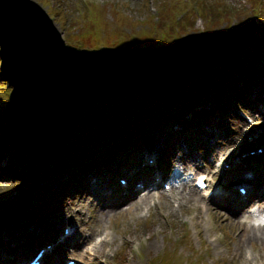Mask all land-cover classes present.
Returning a JSON list of instances; mask_svg holds the SVG:
<instances>
[{
  "label": "rangeland",
  "instance_id": "obj_1",
  "mask_svg": "<svg viewBox=\"0 0 264 264\" xmlns=\"http://www.w3.org/2000/svg\"><path fill=\"white\" fill-rule=\"evenodd\" d=\"M30 1L34 5V7L32 5V8L36 9L39 14L42 11L47 15L49 21L57 29L67 45L81 49V51L100 50L102 48L117 49L118 47L113 46H115L116 43H120L117 39L120 35L126 36L128 39L131 38L133 41L139 40L141 43H145L146 41H149V39L154 38L157 40L156 43L162 45L165 43V40H167L169 43L173 41L175 42L177 39H180L183 36H193L201 33L211 32L213 30L227 32L233 29L239 30L241 28H250V26L255 25L254 31L256 30V32H253L252 34L253 40L257 39L258 35L261 37V33L264 32V30L260 28L264 24V0ZM32 8L30 7V9ZM39 9L41 10L40 12ZM243 11L244 14L241 13ZM116 14H118L117 16L119 17L115 18ZM119 23H123L127 26H122ZM237 34L238 33H231L228 37H222L221 34H218V36L209 38V44L210 46L216 45L219 43V40L222 39L223 41L229 37L236 36ZM246 36L240 38V45H242L246 40ZM123 40L126 41L125 38H123ZM259 40L263 43L264 36L262 39L259 38ZM124 41H122V43ZM112 42L115 44L113 45ZM233 46L234 48L232 49ZM239 46L235 43L230 47V49H232V52H234ZM240 48L242 49L236 54L242 53L243 50L248 49V47L244 46H241ZM254 50H256L257 53L259 52L258 47ZM232 52H230L229 55L226 54V51L222 53L223 55H220V57L223 59V57L226 56L225 60L221 61L220 59L216 62L212 61L209 66L207 65V71H209L211 67L215 65V63L218 64L214 68L212 67L213 69L211 70L224 65L225 61L229 60L231 56L235 54ZM140 53L144 54L145 52ZM262 54H264V52ZM262 54L259 53L257 56L261 66L258 64V61L254 59L256 73L259 74H254L256 75V78L254 79L252 87H250L248 93L241 97L242 102L241 100L239 102L234 101L228 105H225L227 112L222 115V118L215 117L214 119H210L217 121L216 126H214V130L223 132V138L220 140L219 145L210 147L205 145L202 150L195 149L198 154L200 152L206 154L208 160H198L196 165L191 161V164H189L192 165L191 172L195 175L201 173L205 174L209 180L208 183H212L210 184L211 187L213 182L215 184L221 176V181L224 178L225 182L224 173L220 172L215 174L216 170H218L217 164L218 160L220 159V154L221 157L223 154H228L230 149L238 148L243 142L245 145L250 144V148L253 149L252 141L254 136L259 134L258 132L260 130L264 131V110L262 113H260L255 102L257 100L259 104L264 105V101H262L264 100V92L261 91L259 82V78H262L261 73L264 75V56ZM1 65L2 56H0V69ZM225 65L223 66L222 73H232L231 66H228V64L226 66ZM202 70L205 71L204 69ZM202 70H198L199 73L203 72ZM251 70H249V72ZM192 73L190 72L187 74ZM183 75H178L173 81L175 83L172 81L163 82V85L167 84L163 89L165 91H170L171 89L182 86L183 83L177 87H174L176 84H179L185 79ZM194 76L196 75L190 77V80L198 77ZM242 82L247 83L246 80H241L239 81V84ZM1 83H4V85ZM5 84L9 83H7V81L4 79L0 70V109L4 110L6 108L4 107L5 102L7 101L8 94L12 88L11 85L10 87H7ZM157 85L158 84H155L153 85L154 87L148 88L143 87L139 89L140 91H136V89H133L132 91H127L128 89H124L123 91V89H121V91L124 93L113 91L116 90L115 87H118L117 85L112 88L113 90H111V92L116 96H119L118 94H121L122 96L126 94H139L137 96H143L141 94L148 95L151 92L163 90L155 87ZM104 88L107 89V86ZM200 95L205 96L207 99L209 98L207 103L204 104L205 108H209L214 102L210 97L211 94L207 96V94L200 92L198 96ZM129 96L131 95L126 97ZM84 98H86V96ZM125 100L129 101L130 99L118 98L117 100L111 101V103L116 105L111 106V109H114V112H118L119 110L117 108V104L121 103L124 105ZM100 101L104 100H95L87 108H89L91 105H94L92 108L101 107V105H95V103ZM226 102H228V100ZM164 103L166 102L163 100L157 101V103L153 105L154 110L159 108V106L162 108ZM229 105H231L230 108ZM105 107H108V103L105 104ZM142 112H144V110H141L138 112V114ZM138 114L135 113V115ZM1 115L0 169L5 166V163L1 158L3 157L2 154H4L2 150L5 148V142L9 141V136L5 131V124L2 118L4 116L3 114ZM65 121L67 120L65 119ZM196 121L197 120H190L192 125ZM199 122L202 123V121ZM244 122L245 124H243ZM170 124V121H164L163 125H161V132L156 131L155 133H151V135L148 136L150 139L154 140L152 142L154 146L151 145V147H149L151 150H155L154 152H158L161 148L159 144L157 147L156 142H158V139L167 134L168 130H171L173 126H182L181 123L180 125L172 126H170ZM47 125L50 126L51 132H54V130L58 129V126L51 123L50 120L48 121ZM52 125L54 126L51 127ZM98 125L91 126L88 124L87 120H79L75 126V132L69 135V140L67 143L69 146L66 147L67 145L64 144L62 150L68 148L66 153H70L72 150L74 152L76 151L78 159L83 157L81 153L90 159H97L98 157L102 159L104 149H106L109 144L110 146L114 145L112 144L113 139L118 140L117 142L120 143L119 137L122 135L119 132H110L104 134V132L102 133L103 128H100L101 125L100 127H97ZM93 131H98V133L94 134ZM68 133L69 129L62 131L58 147H62L64 140L67 139ZM178 133L180 135H185L183 129L179 130ZM95 135L97 136L96 139H94ZM214 135H216V132L212 136ZM175 136V134H172V138ZM262 139L264 142V137H262ZM21 140L17 138L15 139L16 142L19 141L20 144H24V146H26L24 148L30 150V152L24 151L25 153H37L31 151L33 149H38L41 151L47 149L45 147V142H39L35 145H31L27 143H21ZM212 140L213 138L209 139V141ZM245 145L243 147L244 151H248L249 149L245 148ZM79 146H84V148H79ZM156 147L157 149H153ZM131 148L132 147H129L127 150H130ZM213 149L216 150L214 154L211 152ZM149 154L150 152H148V155ZM4 155L6 156L8 154ZM37 155L46 156V154L40 153H37ZM10 156L12 159L19 161L17 163L20 166L30 168L32 167V169L39 171V174L33 178L34 183L30 184L31 188H29V183L27 181L30 180L32 176L27 179V177H23V172H21L22 176H18V179L0 181V228L5 226L3 225V221H5L4 219L12 217L13 214L20 215L22 219L26 220L24 222L19 221L20 225L17 227L18 230L23 234H27L30 230H33L31 228L33 224H40L39 222H32V220H43L44 218H47L45 223L40 225L52 223L53 221L57 222L59 221L62 212L67 214L66 216L70 218V220L78 221L76 216L78 208H72L70 211L66 210L68 204L64 206L65 198L61 203H59L60 198L55 196L56 193L54 194L55 197H52L50 200V195L47 194L46 189L42 190V181L37 182L38 178L42 180L45 179L49 174L48 172H51V170L54 169L53 177L58 181L56 186L57 189H60L58 192L63 194L71 189H74V187L69 188L70 185L68 182L71 179L69 180L70 175L66 173L69 171L67 170L68 168H74V166L76 167L77 165V162L73 160L71 156L68 157L67 155L63 154V152L60 153L58 160L56 161L57 166H55V168H51L52 164H50V161L48 162L47 159L37 158L35 162L29 166L30 164H28L27 161H22V157H12V155ZM244 162L239 165V170L234 172L233 175H242L244 169L246 168V166H244ZM228 163L230 162L228 161ZM263 164L264 162H262V164L258 163V165L254 166L257 168L256 175H259L262 171H264V166H262ZM252 166L253 165L248 168H251ZM207 167L209 170L206 172L205 170ZM1 176L3 175H0V177ZM43 176L45 177L42 178ZM193 178L194 176L192 177V180L186 184L181 193H177V189H173L172 192L171 190L165 191L162 187V184L166 180H163L158 188H149L151 193L156 196L157 194H161V197L159 199L154 197V199L149 202L150 205L148 207H144V209L135 211V208L131 206V200L140 198L145 194V192H147L143 190L139 192L138 196L135 195L130 201L121 203L116 211L109 215H107L106 212L103 214L99 213L98 208L94 209V207H92L94 204L92 203L93 199H91V197L87 198L82 194L81 191H76V195L70 197L68 201H74L75 199L78 200V198H85V201H83L84 206L81 209L83 220H90L91 223H97L101 230L100 233L95 236L93 242H98L106 235H108V237L114 242L110 245V247L106 248L105 257H101L99 259H94L85 253V251L89 248V244H86V242L82 243L80 246H77V248L68 246L67 250L63 253V257L61 258L62 264H66L67 261H73L76 262V264H264V244L253 239L250 241L243 240L241 238L242 236L238 234V226L232 224V221H235V219H243H240L241 214L237 213L239 210H241V208H239L237 212H229L228 208H221L222 205L212 200V198L202 202L200 200L202 193L194 188ZM120 180L121 178L117 179L116 182L120 183ZM226 186V182L223 185H220V191L222 194V190H227L228 187ZM229 188L233 189L234 193L236 194H238L241 189L240 186H234L233 188L229 186ZM15 189L19 190L20 192L25 189L24 196H26V200L24 199L25 204L21 209H18L19 206L17 199H14L15 197L18 198V196L15 195ZM195 192H197V194ZM192 193H194V195L190 202H195V199H199V203H195L199 206V211L192 209L188 203L183 202L184 200L181 202L175 200V198H178L179 196H184L186 198L189 196L191 197ZM157 201H160L161 204L168 203L170 208L164 209L160 215L153 209V202L156 203ZM47 202L50 203L48 204ZM217 205H220V207H217ZM185 208H189L188 212L185 211ZM50 210L52 211L48 213L47 211ZM126 210L129 211L124 213ZM27 220H29V222ZM74 224L76 227H79L80 225L78 222H74ZM32 233H30V235H35L34 232ZM30 235L26 237L29 238ZM84 236H86V234H84ZM148 238H150V240ZM240 239L244 242L241 243L239 241ZM5 240L6 239L4 238H0V243H4ZM152 242H156V245L153 246ZM7 244L9 243H6L5 246ZM61 244L67 246L66 241L62 242ZM34 251L35 250H32L31 253H34ZM71 251H73L74 254H71ZM76 252L79 253V256L83 254L84 258L86 259H79L77 256H75Z\"/></svg>",
  "mask_w": 264,
  "mask_h": 264
},
{
  "label": "bare ground",
  "instance_id": "obj_2",
  "mask_svg": "<svg viewBox=\"0 0 264 264\" xmlns=\"http://www.w3.org/2000/svg\"><path fill=\"white\" fill-rule=\"evenodd\" d=\"M247 31V30H246ZM33 32V31H32ZM228 32V31H227ZM37 33V32H36ZM40 31L35 34L34 37L30 39H26L27 43H34L36 40L40 41L39 39ZM218 35V34H216ZM246 36V33L243 31H239L236 36H233V39L229 37L228 41L222 42L219 41L216 45L210 46V37L207 38H200L205 45H203L199 50L197 48H190L187 51L183 52V54L178 55L174 59L166 62L162 60L163 64L160 66H164L163 69H154L153 71L154 76L152 77L153 71L147 73L148 78L154 81V85L158 84V89H163L166 86L163 85V82H170L173 81L178 75H183L185 73H197L198 70H201L203 67L209 66V64L214 61H218L222 59L220 55H223L226 51V54L229 55L232 52L230 47L236 43V45H240V38ZM230 44V46H228ZM36 45V44H35ZM234 53V52H232ZM217 64V63H215ZM140 69H137V72ZM147 71V70H146ZM197 71V72H194ZM195 75V74H193ZM114 75L112 74V78ZM131 78L123 74L122 78L120 74L116 76V79L122 81V85L115 87L116 89H126L125 84H129L128 79ZM107 79H111L108 77ZM125 83V84H124ZM132 85L136 88H141L142 86H147V82L143 83L141 81L137 83H132ZM242 86H240L241 88ZM132 89V88H129ZM254 101V100H252ZM256 106H258V110L260 113L264 110V105L259 104L256 100ZM226 104H222L221 113L218 115H223L227 112L225 107ZM231 105H229L230 108ZM54 112H58V110H54ZM244 114V113H243ZM16 115L17 120L14 124V128L12 132L8 130V134L10 135L11 141L13 144L17 145L23 151L30 152V150L24 148V144H20V142H16L15 139H22L21 143H27L31 145H35L36 143H43L45 142L46 148L43 151L38 149H33L31 151L37 152L40 154H46V156H41L43 159H47V161L55 165V161H57L56 156H58L62 152V147L66 143L64 140L62 147H58L59 139L61 137V133L63 130H68L70 128V124L72 122L71 117L68 114H63V116H69L64 122V120L57 114L52 113L49 114L52 118L50 122L58 126L57 130L54 132L50 131V126L47 125L48 121L38 118L37 120H32L31 116H28L22 113ZM72 115V114H71ZM218 115L216 117H218ZM24 117V120H19L18 118ZM62 119L61 123L56 124V119ZM214 119V118H210ZM203 120L202 123L198 122L196 124L190 123V120H176L183 125V130L185 135H180L178 133L179 130H182L177 127H172L171 130H168V133L175 134L176 136L172 138V134H165L156 144L161 146L160 150L155 154L148 155V147L153 145V139L148 137L151 133H155L158 130L156 129H148L147 131L149 134L140 136V140H136L134 143H130L129 146L125 145L124 147H120L119 145H114V148L109 151V153L104 155V166L98 165L93 159L86 160V158H76L74 157L73 160L77 162L78 167L68 168L66 173L70 175L68 184L70 185L69 188L74 187L67 191L66 193H59L57 189V180L54 179V171H49L48 175L45 179H40L42 190L46 189L47 194H49L50 200L52 197H59V203L62 202L64 199V206L68 204L66 210H71L72 208H78L77 211V220L72 221L68 218L65 213H61L59 221L45 223L47 218L43 220L34 219L32 222H39L35 223L31 226L33 230H30L27 234L21 233L17 227H19L21 222L26 221L22 219L20 215L13 214L10 218H5L4 220L7 221L6 224H9L5 227L6 230H2L0 228V238L6 239L4 243H0V264H21L27 259V252L26 249L31 247L35 249H46L44 254H46L45 260L42 261V264H62V257L63 253L67 250L68 246H72L73 248H77L82 243L86 242L89 244V248L85 251V253L94 259H99L101 257H105L106 255V248L110 247V245L114 242L112 239L106 235L100 242H97L98 245L94 244V238L100 233V228L98 227L97 223H91L90 220H83V214L81 213V209L84 206V199L78 198L74 201H68L70 197L76 195V191H81L85 197H91L93 199L92 207L94 209L98 208L99 213L106 212L107 215L112 214L118 206L126 201H130L135 195H139L140 191H147L145 194L140 198H135L131 200V206L135 208V211L140 209H144V207H148L150 204L149 202L157 197L158 199L161 197V194L154 195L149 191V188L155 187L161 182L163 179H168L169 173L163 172V165L167 164H179L182 166L181 174L176 178L179 180L180 184L175 185V187L171 188V192L173 189H177V193H181L185 187V183H181L185 178L189 177V171L192 167V163L195 165L198 163V160L205 161L208 160L206 154L200 152L199 154L196 152L195 149H203L205 145L208 147L219 145L220 140L223 138V132L215 131L214 126H216V120ZM245 124V122L243 123ZM52 125L51 127H53ZM175 132V133H174ZM216 132V135L212 136ZM141 133L140 129H134L132 131V135L134 139H137V135ZM146 136V137H145ZM145 137V139H143ZM148 137V138H147ZM213 138L212 141H209L210 138ZM13 138V139H12ZM24 138V139H23ZM148 140H147V139ZM128 147H132L130 150H127ZM242 147V145H241ZM58 149V150H56ZM216 150H211L214 154ZM4 152V150H2ZM1 157L5 163L6 167L14 168L12 164V158L10 155H4ZM75 155H72V157ZM246 158V157H245ZM228 160V155L221 158V161L218 162L220 164L219 170L224 168ZM217 164V165H218ZM76 165V164H75ZM236 162H231L229 169L225 172V182L227 183V190H223L224 194L221 196L219 195L220 191L218 187L221 185V182L217 186H213V189L217 190L211 195L212 200L219 203L222 207L228 208L229 212H237L242 214L240 219H235L232 221L233 225L238 226V234L242 236L241 238L245 241L250 240H258L264 244V226L262 225V221H260L262 214L264 213V194H260L258 191L264 193V171H262L259 175H256L257 168H251V177L244 178V172L242 175L236 176L233 175L238 169L235 168ZM264 166V165H262ZM209 168H206V172ZM46 173V172H44ZM33 174V173H32ZM43 174V173H42ZM84 175V176H83ZM204 176V174L202 173ZM30 178L27 182L30 184L34 183V177L36 175L27 174V179ZM81 176V177H79ZM83 176V177H82ZM43 176L42 178H44ZM117 178L126 179L127 183L124 185L118 184L116 182ZM205 178V176H204ZM263 178V179H261ZM33 179V180H32ZM260 179V180H259ZM209 181V180H208ZM239 181L242 184L246 185L248 190L247 195L236 194L234 193L233 189H230L229 186L233 185V182ZM224 182V183H225ZM65 185V184H64ZM260 185H263V188L260 189ZM177 186V187H176ZM211 188V185L209 186ZM205 191L201 195L200 200L204 202L205 198L208 195V189H204ZM170 192V193H171ZM56 195L54 196V194ZM196 193V192H195ZM197 194V193H196ZM256 194H259L262 200L259 203H251ZM168 195V194H167ZM194 193L190 197L179 196L175 198L176 201L188 203L192 209L195 211H199L200 208L197 204L199 203V199H195V202H190L193 197ZM14 199H17L16 197ZM26 200V199H25ZM25 200L22 203V206L25 204ZM211 200V201H212ZM259 200V199H257ZM42 201V200H41ZM45 201V200H44ZM67 201V202H66ZM182 202V203H183ZM48 204L50 202H47ZM181 203V204H182ZM251 203V204H250ZM246 204V205H245ZM248 204H250L248 206ZM220 205H217V207ZM170 206L168 203L161 204L160 201L156 203L153 202V209L157 211L160 215L162 214L164 209H169ZM18 209H21L19 207ZM189 208H185V211L188 212ZM244 210L246 212L244 213ZM47 211L48 213L51 212ZM68 211V212H69ZM126 210L124 213L128 212ZM65 212V211H64ZM244 214H243V213ZM53 213V212H52ZM29 222V220H27ZM84 221V222H83ZM74 222H78L79 227H76ZM26 224V223H23ZM27 226V225H26ZM25 228V227H24ZM17 229V230H16ZM65 230L68 233H65ZM34 232L35 235H30V233ZM33 234V233H32ZM86 234V236H84ZM29 236L27 238L26 236ZM150 240V238H148ZM67 243L66 245H62V242ZM241 243L244 242L241 239L239 240ZM6 243H9L5 246ZM40 243V244H38ZM153 246L156 245V242H152ZM46 247H49L48 249ZM71 254H74L71 251ZM75 256L79 259H86L84 258L83 254L79 256V253L76 252Z\"/></svg>",
  "mask_w": 264,
  "mask_h": 264
},
{
  "label": "water",
  "instance_id": "obj_3",
  "mask_svg": "<svg viewBox=\"0 0 264 264\" xmlns=\"http://www.w3.org/2000/svg\"><path fill=\"white\" fill-rule=\"evenodd\" d=\"M32 5L30 0H0V56H2L0 70L4 79L13 87L6 109L7 129L10 132H12L17 120L15 114L20 113L21 115L25 112L20 110L24 104L26 112H29H27L28 116L33 115L34 104L37 105L34 115H38V117L39 115L49 116L56 102L71 104L73 98L80 92H85V88L88 87V96L79 102L72 114L68 139L78 122L79 116L88 105L95 100L114 95L112 92H106L102 89L104 82L114 80L118 74H125L131 77L128 81L133 89L137 90L138 88L134 87L132 83L139 81L147 82V86L144 88L153 87L154 81L148 78L147 73L164 67L160 66L163 64L162 60L170 63L171 59L192 47L199 50L205 45V42L201 43L203 41L200 38L218 36L216 34L228 37L231 33L243 31L248 35L243 44L234 51L237 53L243 48H240L241 46L246 47L247 43L252 40L254 32L253 25L249 29L241 28L229 32L214 31L183 36L172 45L159 49L102 48L100 50L81 51V49L67 45L47 15L40 9L39 14L36 9L32 8ZM39 31L40 41L36 40L32 44L27 43L26 39L34 37ZM230 38L233 39V37ZM228 39L219 41L225 42ZM225 58L226 56L221 61H224ZM217 64L212 67L214 68ZM212 67L211 69H213ZM137 69L140 70L137 72ZM112 74L114 75L113 78ZM108 77L111 79H107ZM185 78L187 79L189 76ZM117 81V79L114 80L113 88L122 85V83L116 84ZM180 84L181 82L175 87ZM113 91L119 92L120 90ZM18 119L24 120L25 118L20 117Z\"/></svg>",
  "mask_w": 264,
  "mask_h": 264
},
{
  "label": "trees",
  "instance_id": "obj_4",
  "mask_svg": "<svg viewBox=\"0 0 264 264\" xmlns=\"http://www.w3.org/2000/svg\"><path fill=\"white\" fill-rule=\"evenodd\" d=\"M241 13L244 14V11ZM117 15L118 14L115 15V18L119 17ZM119 24L122 26H127L123 23H119ZM260 28L264 30V24ZM261 34H262L261 37L258 35L257 39L254 40L252 39V41L246 46L248 47V49L243 50L242 53H238L231 56L229 60L225 61L224 65L228 64V66H231L232 73L230 74L229 73L223 74L222 71L224 65H221L218 68L211 70L210 72H207L206 74L198 76L197 78L186 80L182 86H180L179 88L171 89L170 91L161 90V91L151 92L148 95L141 94L143 96H137L139 94L136 95L131 94V96L129 97H126L124 95L110 96L106 98L104 101L95 103V105L98 104L101 105V107L92 108V106L94 105H91L89 108H86L81 114L79 120H87L88 124L91 126H96L99 124L97 127H100L101 125L100 128H103L102 133L104 132V134L110 132H116V133L119 132L122 135L121 136L123 140L122 142L125 143L126 145H129L133 138L132 131L135 129L134 128L135 125L132 121L133 119L136 120L138 123L137 128L141 129V131L145 135H147L149 134V132L147 131L148 129H156L157 127L161 129V125H163L164 121L169 122L171 120L170 122H172L175 120H181L183 114L185 113V111L190 109L193 102H198L199 99L206 98L205 96H201V95L198 96L200 92L207 94V96L211 94L214 98V101L220 103V105L215 108H212L210 111H202L196 113L191 118V120H197L195 122L197 123L199 120H206V119L208 120V118L210 119L211 117H216L219 113H221L222 110H224L221 107L222 106L221 100H223V98H225V100H230L231 102L234 101L239 102L240 100L242 102L241 97L243 95H246L250 87H252L254 79L256 78V75L254 74H257L255 69V60L258 61V57H257L258 54L259 53L262 54L264 52L263 51L264 42L262 43V41L259 40V38L262 39V37L264 36V32ZM123 38H125L126 41H124ZM117 39L120 43L115 44L114 42H112L113 45L115 44V46L113 47L126 48V49H155V48H160L162 46H169L174 42L173 41L169 43L167 40H165V43L161 45L159 43H156L157 40L152 38L149 39V41H146L145 43H141L139 42V40L133 41L131 38L128 39L126 36H121V35ZM122 41L124 42L122 43ZM257 47L259 48L258 53L256 50H254ZM262 55L264 56V54ZM258 64L260 65L259 61ZM249 70L251 71L249 72ZM122 76L120 75V77ZM240 79L247 81V83H244L241 88L239 84ZM121 83H122L121 80L116 82V84H121ZM1 84L4 85V83ZM237 84H239V86ZM109 87H111V85H109ZM87 89L88 87L85 88L86 90L85 92L83 93L80 92L79 95L73 98L74 102L71 105V107H69L70 113H73L76 105L84 98V94L88 93ZM118 98L119 99L128 98L130 100L129 101L125 100L124 105L118 103L119 105L117 104V108L119 111L114 112V109H111V106L115 104L111 103V101L117 100ZM161 100L166 102L164 103L166 109L161 110L160 108H156L154 110L153 105L157 103V101H161ZM106 103H108V107H105ZM6 105L7 103L5 102L4 107H6ZM34 110H36V108ZM141 110H144L145 113L142 112L138 114V112H140ZM65 112L68 113V108L66 109ZM5 113H6V109L5 110L0 109V116H2L1 114H3L4 116L2 117L3 120H5V116H6ZM135 113H137L138 115H135ZM93 132L94 134L98 133V131H93ZM96 138L97 136L95 135L94 139ZM4 146H5L4 148L5 154L12 155V157L14 156L22 157V161L23 162L27 161V163L30 164L29 166H31V164L34 163L37 158H42L41 156H38L37 153H32V154L25 153L20 149V147H18L15 144H11L9 141H6ZM104 152L107 154L109 153L108 151L106 152L105 150ZM17 162L19 161L12 159V164L14 165V168L7 167V169L0 170V175H3L7 179L10 178L11 180L18 179L19 178L18 176L21 175V172L19 170H21L22 166H20ZM29 171L25 172L26 174H24L23 177H27L28 173H30V175H36L38 173V171L32 169V167Z\"/></svg>",
  "mask_w": 264,
  "mask_h": 264
}]
</instances>
